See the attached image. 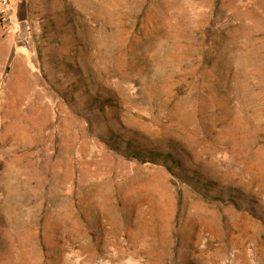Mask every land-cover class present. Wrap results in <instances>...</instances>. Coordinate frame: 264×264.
Returning <instances> with one entry per match:
<instances>
[{
    "label": "rangeland",
    "instance_id": "1",
    "mask_svg": "<svg viewBox=\"0 0 264 264\" xmlns=\"http://www.w3.org/2000/svg\"><path fill=\"white\" fill-rule=\"evenodd\" d=\"M27 1L0 264H264V0Z\"/></svg>",
    "mask_w": 264,
    "mask_h": 264
},
{
    "label": "crops",
    "instance_id": "2",
    "mask_svg": "<svg viewBox=\"0 0 264 264\" xmlns=\"http://www.w3.org/2000/svg\"><path fill=\"white\" fill-rule=\"evenodd\" d=\"M4 1L0 0V78L8 72L17 54L16 37L20 33L16 30L26 24L29 15L27 0H7L9 9L2 13Z\"/></svg>",
    "mask_w": 264,
    "mask_h": 264
},
{
    "label": "built area",
    "instance_id": "3",
    "mask_svg": "<svg viewBox=\"0 0 264 264\" xmlns=\"http://www.w3.org/2000/svg\"><path fill=\"white\" fill-rule=\"evenodd\" d=\"M3 6H4V8H3V10H2V13L6 12V11L9 9V3H8L7 0H5V1L3 2Z\"/></svg>",
    "mask_w": 264,
    "mask_h": 264
}]
</instances>
